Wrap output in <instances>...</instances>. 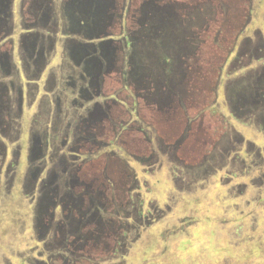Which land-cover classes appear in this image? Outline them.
<instances>
[{"label":"rangeland","instance_id":"rangeland-1","mask_svg":"<svg viewBox=\"0 0 264 264\" xmlns=\"http://www.w3.org/2000/svg\"><path fill=\"white\" fill-rule=\"evenodd\" d=\"M147 1L128 26L123 0H0V264H264V0ZM216 20L187 97L173 41L197 57Z\"/></svg>","mask_w":264,"mask_h":264},{"label":"flooded vegetation","instance_id":"flooded-vegetation-1","mask_svg":"<svg viewBox=\"0 0 264 264\" xmlns=\"http://www.w3.org/2000/svg\"><path fill=\"white\" fill-rule=\"evenodd\" d=\"M105 1H109V0H94L93 4H92V8L96 10L97 13H101L103 15V17H106V10H107V3ZM121 0H114L115 4H119ZM145 1L147 0H123V18L125 17L126 22L128 26H136L139 25L138 22L136 24L135 20L132 19L133 17H131V13L135 12V13H139V11L141 10V5L143 3H145ZM175 2H180L179 4L181 6L179 7L178 12L184 13V14H188L187 17H189L192 13H196L199 14L200 17L203 16L200 8L197 9V6H188L187 3H198L201 4L204 2V0H173ZM148 2V1H147ZM150 3H152L157 9L159 8L160 5H169V3H171V0H151L149 1ZM239 1H235V6H238L237 9V13L239 14L242 10L241 7H239ZM134 5V9L130 10L129 8L131 6ZM175 5V4H174ZM177 6V5H176ZM183 7V8H182ZM233 10V9H232ZM160 13H165L166 16H168L167 12H160ZM136 17V16H135ZM241 17V14L240 16ZM237 16V19L235 21V23L227 25L229 27H233L232 29H236L238 30L239 28L242 29V31L245 29V26L248 24L247 21H244V18L242 21H240L241 19ZM182 18H184V16H182ZM238 21V22H237ZM124 23V22H123ZM178 23H182V22H178ZM247 23V24H246ZM184 24V23H183ZM187 24V23H186ZM246 24V25H245ZM226 25L224 23H221L220 21H215V22H210L207 23V21L203 22L202 27H200V29H204L200 31V37L195 36V39L201 40L200 45L198 44V42L195 40L194 44H193V50L196 49L198 52L201 48H203L204 52L202 54H199L197 57L194 55L195 53L191 52V48H187L186 46L181 47L180 46V42L177 41H173V43H175V49H179L174 51L175 53H177L179 55L178 57V63L175 67V72L178 76H180L183 81V83L185 85L190 86L192 83H194L193 79L196 76V73L199 74L201 77L207 76L209 75V77H213L214 75V71L217 67V62L219 61H224L226 58L225 51H227V47L229 45L232 44V40L229 39L231 37V34H229L228 31H226V29H224ZM213 27H220L221 29V35H225L224 37L226 38H217L216 36V40L214 41V44L217 46H215V48L217 49V54L214 57L213 55H211V58H207V54H206V44L209 40L210 37H208L209 33L207 32V29H212ZM206 29V30H205ZM231 29V30H232ZM223 30V31H222ZM182 35V34H181ZM220 35V33H219ZM185 41V40H184ZM225 41V42H224ZM197 44L199 45V47L197 48ZM200 53V52H199ZM102 55H100L99 59L101 60ZM80 59H84L86 60L85 56L82 55ZM197 67H199V69H197ZM110 73L107 76H112L114 75L113 72H116V68H109ZM122 72V71H121ZM112 73V74H111ZM123 73H125V69H123ZM210 80L208 79V77H205V79H203V83L200 85L195 84L196 86H198L200 88V94L196 93L195 91H193V89H187V91H189V93H186L185 95L187 97H193L195 95L196 97H203L201 94L204 93V96H206L209 92L212 91V82L209 85ZM123 93L125 95H127V91L124 90ZM194 95H193V94ZM206 94V95H205ZM129 96V95H128ZM107 117V116H106ZM105 117L106 121L107 118ZM96 118V116H95ZM98 120H100V117H97ZM105 122L103 120L100 121H95V123H92L89 127H88V134L90 132H105V127H104ZM110 129V128H109ZM82 131V130H81ZM95 172H92L90 170V174H91V178H93L94 181H96L97 183L100 182L101 178L98 176V170L103 169L104 171H106V168H108V166L106 165V163L103 162H99V163H95ZM118 168L120 169V167H118V165L116 163L112 164L110 166V173L111 174H115L116 172H118ZM83 169H80L77 171V177H80V175L78 174V172H82ZM100 172V171H99ZM86 188V185H83ZM97 194L99 193L98 190Z\"/></svg>","mask_w":264,"mask_h":264}]
</instances>
